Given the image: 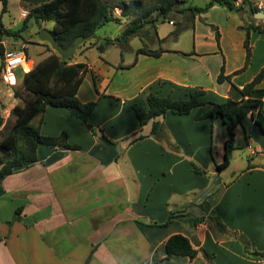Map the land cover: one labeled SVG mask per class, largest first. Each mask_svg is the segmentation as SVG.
<instances>
[{
	"label": "crops",
	"instance_id": "0c3cea01",
	"mask_svg": "<svg viewBox=\"0 0 264 264\" xmlns=\"http://www.w3.org/2000/svg\"><path fill=\"white\" fill-rule=\"evenodd\" d=\"M32 6L22 10L23 21V11ZM3 16L0 2V42L4 49H18L27 42V48L35 50L40 55L38 61L42 60L43 40H27L22 31L14 33L3 24ZM255 33L252 30L251 36ZM30 41L36 46L31 47ZM165 49L159 57L140 54L132 67L112 64L114 77L96 73L88 64L90 70L78 97L83 102H98L89 125L64 107L48 106L33 120L44 135L67 133L68 142L76 148L40 145L36 161L0 177V264H85L90 255L89 264H210L201 248L211 254L214 264H221V250L227 253V264H264L261 256L251 258L237 253L235 239L218 232L212 216L201 206L208 201L231 230L253 227V235L259 233L256 228L262 224L260 219L264 222V185H256L251 178L264 174V161L255 163L254 159L250 169L247 165L239 173L234 170L224 177L233 164L232 157L226 169L217 170L224 151L215 157L207 150L214 144L215 123L221 119L209 116L210 105L194 108L188 115L168 112L144 125L139 123L133 105L147 111L151 91L180 98L187 88H203L215 101H223L230 94L229 81H217L212 87L203 83L196 63L205 61L210 52L198 46L192 55L180 49ZM255 50L257 46H252V59ZM179 55L191 57L194 64ZM28 58L33 67L35 61L29 54ZM263 66L264 61L258 70ZM259 71L246 81L238 82L239 74L232 81L242 87ZM90 75L96 91L83 97L81 92ZM258 86L264 88V78ZM17 103L21 100L12 90L7 101L0 99V111L4 115ZM104 104L109 108L106 117L100 119L97 115ZM154 121L162 125L157 135L151 133ZM240 127L247 142L256 141L251 154L264 157V128L251 115L236 130ZM239 135L236 132V143ZM227 137L228 133L224 140ZM203 149L204 160L200 155ZM193 162L205 172L195 171ZM20 206L22 220L9 224ZM172 211L178 212L174 221L162 225ZM197 216H204V222L193 226L189 218ZM260 231L264 238V229ZM230 232L241 234L237 229ZM174 233L187 235L199 249L194 259L181 255L166 258L165 243Z\"/></svg>",
	"mask_w": 264,
	"mask_h": 264
},
{
	"label": "trees",
	"instance_id": "16d2710c",
	"mask_svg": "<svg viewBox=\"0 0 264 264\" xmlns=\"http://www.w3.org/2000/svg\"><path fill=\"white\" fill-rule=\"evenodd\" d=\"M28 2H40L32 6L23 21V26L14 33L26 30L30 20L34 19L37 23L53 21L54 27L50 29L55 35L57 41L65 48L70 46L78 36H83L81 47L84 43L91 40L96 34L98 28L108 21L119 20L120 17L114 14L115 8H126L115 5L105 0H27ZM2 3V12L5 13L9 9V0H0ZM182 0H153L143 4L140 0L133 1L130 9L133 18L129 21L121 35L117 38L107 39V43H124L128 44L131 38L140 36L143 40L145 35L158 34V24L160 21L171 19L176 12H183L184 8L180 6ZM248 4L247 0H209L205 7L196 8L199 11L206 12L215 5L225 6L230 10L241 11ZM253 14L261 11L260 8L250 6ZM171 22L173 20H170ZM1 25V24H0ZM151 28V29H150ZM246 29V37L244 47L246 48V61L243 67L227 74L225 71V63L221 67L217 81L223 83L229 81L231 83L230 94L223 101H215L207 96V90L203 88H187L184 97L175 98L171 93L161 95L151 91L147 95L148 110L140 111L135 105L134 108L140 125L148 123L150 120L160 115L172 112L177 115H188L194 108L211 106L209 112L210 117H219L225 125L228 137L224 143V159L216 164L217 170L223 171L232 161L233 151L239 148L236 143V127L243 125L244 119L251 115L252 119L262 128H264V88L258 84L264 78V66L255 75V77L245 83L242 87L236 85L232 80L233 76L239 74L248 67L252 57L251 31H257L264 34V26L257 23H249L242 26ZM145 34V35H144ZM152 36V35H151ZM220 31L217 28L216 39L220 46ZM95 45V42H90ZM99 48L104 51L105 46L100 44ZM166 51L165 48H151L149 44L144 43L136 51L135 59L127 65L119 64L120 67H132L138 61L140 54L159 57ZM4 46L0 42V56L2 59L0 73L3 69ZM196 51L184 53L192 55ZM28 55V53H27ZM72 56L63 59L57 51H51L45 58L38 61L32 69L23 75V88L27 92V96L23 103H17L12 109L15 116L13 124L7 126L5 117L0 111V131L7 129L0 138V150L9 153L7 157L0 158V177H4L12 173L17 167L28 165L37 160V150L40 145L56 146L62 145L67 148H76L68 142L67 133L63 132L59 136H48L40 132V128L33 123V120L42 115L48 106L64 107L69 110L71 115L80 119L84 125H89L90 118L96 109L97 101L83 102L78 97V91L84 81V77L90 70L86 62H74ZM18 98L21 94L18 90L14 92ZM162 129L159 121H154L151 133L157 135ZM195 171L205 172L200 166L193 162ZM253 167L249 161L248 168ZM201 206L212 216L215 226L227 227L222 219L217 215L211 204L205 201ZM22 209L20 206L16 209L14 217L8 223L12 224L15 220H22ZM178 212L172 211L168 220L162 225H168L174 221ZM204 216L189 218L193 226H198L204 222ZM225 227L222 230H225ZM226 231V230H225ZM224 231V232H225ZM227 232V231H226ZM242 235V234H241ZM0 235V241L2 240ZM166 258L175 255L187 256L194 259L199 249L194 246L191 239L182 233L172 234L165 243ZM205 257L212 261L211 254L206 248H201ZM257 256L264 258V250H256ZM91 255L85 264H89Z\"/></svg>",
	"mask_w": 264,
	"mask_h": 264
},
{
	"label": "rangeland",
	"instance_id": "374dc122",
	"mask_svg": "<svg viewBox=\"0 0 264 264\" xmlns=\"http://www.w3.org/2000/svg\"><path fill=\"white\" fill-rule=\"evenodd\" d=\"M107 2L113 3L118 6H122L125 4L126 8H115L114 14L120 17L119 20H113L106 22L103 26L98 28L94 37L91 38L87 43L78 47L72 56V61H82L91 65V67L96 71V73L108 74L111 77H114L116 74V70L112 67V64L118 67L122 61L129 63L133 61L136 57L137 49L142 46L144 43L149 44L151 48H168V49H180L183 52H192L195 51V47H199L203 51L210 52L205 61H203L207 66L203 64L200 60L196 64L199 65V70H201V75L203 77V83L205 86H213L217 84V77L221 71V67L223 63H225V71L228 74L240 69L244 66L246 61V48L244 47V40L246 37V29L242 28V26L248 25L249 23H258L264 26V20L262 17H257L251 11L250 6L258 7L261 11L264 12V0H247V3L244 6V9L241 11L230 10L225 6L215 5L211 7L208 11L202 12L197 10L196 8L205 7L209 0H182L180 6L184 8L183 12H176L174 17L171 19L167 18L166 20L160 21L158 24V36L153 34V30L151 29V35H145L146 38L144 40L140 36H135L131 38L128 44L124 43H107V39H115L121 35L129 21L133 18L132 10L130 6L135 0H105ZM143 4H146L153 0H140ZM9 10L4 13L3 24L6 27H10L12 31H16L23 26V19L21 18L22 10L26 9V6L37 5L40 2H28L27 0H9ZM239 3H242V0H239ZM26 15L28 14L27 10ZM23 11V12H24ZM25 15V17H26ZM170 20H173L172 22ZM37 23L34 19L30 20L28 23V29L23 30L22 36L25 39H36L40 41L39 33L43 28L52 29L54 27L53 21H47L44 23ZM217 28L220 31V46L218 45L216 39V31ZM4 37L9 38L8 35ZM222 37V38H221ZM257 37H261V39H257ZM0 41H1V33H0ZM45 46L41 53L43 55L41 58H45L52 50L56 51L52 45L48 41H43ZM90 42H95V45H90ZM27 43V42H24ZM31 47L36 46L33 42H28ZM103 44L105 46V50L102 51L99 46ZM251 45L257 46V50H255V56L251 57V62L246 69L239 73L238 82L246 81L247 78L252 75V73H256L260 69L261 62L264 61V34L255 33V35L251 36ZM29 47V46H28ZM27 52L29 57H31L32 61L35 63L40 59V55L36 53L35 50H31L27 48ZM30 49V50H29ZM179 57L184 58L187 62L192 63V59H187V57L179 55ZM110 63H105V62ZM1 57H0V69H1ZM196 62V61H195ZM194 64V63H192ZM240 68H236L237 66ZM115 67V68H116ZM21 72V69L20 71ZM24 75L22 72L20 73ZM91 76V75H90ZM90 79L85 80L86 83L81 92V96L88 92L93 95L96 90L93 87V83H90ZM19 82L17 86L13 88L7 86L3 79L0 76V99L1 101H7L10 95V92L13 90L14 92L18 90L21 94V97L18 98L14 95V97L21 100V103L25 100L23 97L27 96V92L24 90L22 81ZM93 81V80H92ZM91 81V82H92ZM208 94V93H207ZM176 98V97H175ZM117 105H114V107ZM100 111L98 112L97 117L100 119H104L107 114L104 115L105 110L109 108L106 104L101 105ZM10 112H4V117L7 126L13 124L15 120V116ZM7 129L0 131V138L4 135ZM236 132H239V138L237 139V144L239 148L235 149L233 152V164L226 171L224 177L231 176L232 172L235 170L237 173L241 171L244 167L249 164V161L253 164V160L256 159L257 162L260 163L264 161V157H259L258 155H252V148L249 147L251 144L254 148L256 141L247 142L245 138V132L242 127L238 128ZM227 136L226 127L223 125L221 121H216L215 123V133L213 145L210 147L212 150H207V154L211 156L213 153L215 157L222 156L224 151V137ZM252 149V150H251ZM9 153H5V151L0 150V158L7 157ZM201 158L205 159L206 155L204 149L200 152ZM1 167V164H0ZM264 167V166H263ZM251 180L256 183V185L263 186L264 185V174L255 175ZM250 178H245V182H249ZM243 184L238 185V189L243 187ZM240 204V203H239ZM239 208H242V205H239ZM194 213V212H192ZM194 215V214H193ZM212 221L214 219L212 218ZM261 225H258L256 229L258 232H255L253 235V227L246 228H238V227H230L232 230H239L241 234L231 233V229L225 227V230H222L224 227H215V229L222 233L227 234L235 239V244L237 246V253L245 254L248 257L256 258L257 256L254 252L256 250H264V238L261 237L260 233L264 227L263 220ZM230 230V231H229ZM225 231V232H224ZM249 231V232H247ZM220 252V263L227 264V259L225 255L227 253L223 250ZM263 258V257H262Z\"/></svg>",
	"mask_w": 264,
	"mask_h": 264
},
{
	"label": "built area",
	"instance_id": "2783aa9c",
	"mask_svg": "<svg viewBox=\"0 0 264 264\" xmlns=\"http://www.w3.org/2000/svg\"><path fill=\"white\" fill-rule=\"evenodd\" d=\"M26 11L23 12V15ZM27 73L32 69L26 51V44L23 43L18 49H7L3 56V69L1 71L4 82L9 86H17L20 82L18 71ZM252 148V145L249 144Z\"/></svg>",
	"mask_w": 264,
	"mask_h": 264
},
{
	"label": "water",
	"instance_id": "95a60500",
	"mask_svg": "<svg viewBox=\"0 0 264 264\" xmlns=\"http://www.w3.org/2000/svg\"><path fill=\"white\" fill-rule=\"evenodd\" d=\"M255 16L262 17L264 20V12L257 11L255 12ZM39 37L43 41H48L52 47L62 56L63 59H67L74 55L75 51L77 50L78 46L83 41V36H78L73 43L68 46L67 48L63 47L56 39L55 35L50 29L43 28L40 33Z\"/></svg>",
	"mask_w": 264,
	"mask_h": 264
}]
</instances>
